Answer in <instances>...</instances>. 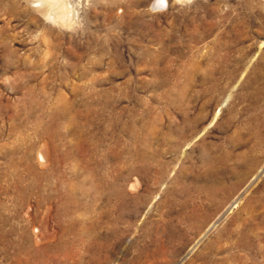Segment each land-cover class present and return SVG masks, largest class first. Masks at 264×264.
<instances>
[{
  "label": "rangeland",
  "instance_id": "rangeland-1",
  "mask_svg": "<svg viewBox=\"0 0 264 264\" xmlns=\"http://www.w3.org/2000/svg\"><path fill=\"white\" fill-rule=\"evenodd\" d=\"M71 5L0 0V264H264V0Z\"/></svg>",
  "mask_w": 264,
  "mask_h": 264
},
{
  "label": "bare ground",
  "instance_id": "bare-ground-1",
  "mask_svg": "<svg viewBox=\"0 0 264 264\" xmlns=\"http://www.w3.org/2000/svg\"><path fill=\"white\" fill-rule=\"evenodd\" d=\"M26 2H28L32 8H35L43 12L42 15L47 20H49L50 22L56 23V24L58 23L60 24V26H63V28L66 26H71L74 22V19H73L74 17L72 16L74 9H73V5H71V0H26ZM41 12L39 13L41 14ZM70 29L72 28L70 27ZM215 117L216 116H214V118ZM259 162L260 160L257 161V163ZM245 174L246 173H244L240 177H237V178L235 177V179H233L231 175L225 172H218L217 170L213 172L211 179H210V184H211V187L214 189V192L217 193L218 196L221 198V202L223 204L229 201L232 197H234V199L236 198L235 202L236 200L239 199L240 193L238 192L241 190V188L243 187L244 183L248 180V178H250L248 176L249 174H247V176ZM250 174H252V172Z\"/></svg>",
  "mask_w": 264,
  "mask_h": 264
},
{
  "label": "snow or ice",
  "instance_id": "snow-or-ice-1",
  "mask_svg": "<svg viewBox=\"0 0 264 264\" xmlns=\"http://www.w3.org/2000/svg\"><path fill=\"white\" fill-rule=\"evenodd\" d=\"M161 3H163V0H161Z\"/></svg>",
  "mask_w": 264,
  "mask_h": 264
}]
</instances>
